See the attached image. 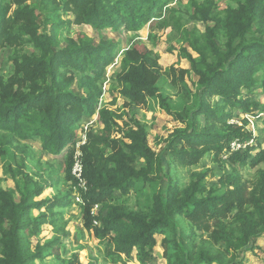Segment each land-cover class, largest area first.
<instances>
[{"label": "trees", "instance_id": "obj_1", "mask_svg": "<svg viewBox=\"0 0 264 264\" xmlns=\"http://www.w3.org/2000/svg\"><path fill=\"white\" fill-rule=\"evenodd\" d=\"M10 1L5 15L14 10L0 19V47L22 49L13 50L9 74L0 73L1 146L39 140L41 149L54 157L67 149L66 178L78 188L84 231L104 246L103 264L125 263L134 252L138 264L152 263L155 235L162 236L166 264H243L244 253L264 236V147L253 152L250 142L256 139L246 129V118L241 123L228 119L232 109L245 116L258 110L248 97L257 88L264 93V0H229L221 10L214 0H189L186 15L170 7L173 0ZM153 14L163 28L170 24L180 35L183 46L178 56L182 54L190 65L189 70L170 68L175 85L181 84L188 97L184 78L192 74L197 79L198 103L184 117L173 115L158 98L160 108L184 126L170 137L167 166L175 163L178 169H187V183L175 184L172 169H165L147 146L145 124L125 126L123 136L113 139L114 129L121 132L114 114L97 109L102 95L98 82L118 45L105 40L96 44L83 34L76 39L58 35L72 25L139 32ZM65 15L70 18L62 20ZM186 22L201 23L204 29H187ZM159 78L152 53L131 47L119 63L117 92L129 106L144 105L156 97ZM243 93L247 95L242 99ZM95 113L103 133H86L85 141L76 144L77 124ZM235 142L245 148L232 150ZM76 151L83 187L71 174ZM209 154L227 170L208 187L205 173L197 168ZM257 166L251 181H245L242 170ZM140 183H157L160 188L150 206L129 210L119 201L123 196L128 201ZM45 188L38 184L31 190L26 183L17 197L13 190L0 187V264H35L69 236L59 212L30 218L32 210L49 204L56 209L68 206L59 198L35 202ZM44 221L54 239L32 251L30 238L38 236Z\"/></svg>", "mask_w": 264, "mask_h": 264}, {"label": "rangeland", "instance_id": "obj_2", "mask_svg": "<svg viewBox=\"0 0 264 264\" xmlns=\"http://www.w3.org/2000/svg\"><path fill=\"white\" fill-rule=\"evenodd\" d=\"M189 0H173L170 7L176 11L181 10L186 15L184 10L188 8ZM34 3H39V0H33ZM229 0H214L218 10L224 9L228 5ZM11 3L10 0H0V19L4 17V7ZM30 3V1H29ZM39 11H42L41 6H38ZM14 7L7 12L5 16L11 15ZM49 13V12H48ZM43 14H47L44 12ZM49 15V14H47ZM156 14H153L149 23L144 26L139 32L126 31L119 29L116 32L111 30L98 29L95 30L85 25H72L65 30L64 27L58 32V35L64 39L70 37L76 39L80 34L87 38L94 40L96 44L101 40L113 41L116 43L117 49L113 54V61L104 69V77L98 82V87L102 90V95L97 106V109H103L112 112L115 116V121L120 131L114 129L112 132L113 139L123 136L124 127H134V122H140L146 125L147 131V146L156 154L161 160L162 166L165 169H172V176L174 183L188 182L187 169H178L175 163L168 164L171 161L170 153L167 147L170 144V137L176 131H181L184 126L174 116L167 115L159 106V95L161 100L173 112V115H184V112L194 109L198 103L199 90L197 87V79L192 75H186L184 81L190 89L191 94L187 97L182 89L181 84L175 85L170 74V68L189 70L190 65L187 60L182 59L183 55L179 52L182 45L180 35L169 24L163 26L160 24L161 20L157 19ZM176 15V14H175ZM70 15H65L62 20L68 19ZM185 27L192 29L197 27L202 31L203 25L201 23L186 22ZM44 26L40 29L44 32ZM47 33L49 32V28ZM131 47H137L139 50H146L152 53L154 61L160 68V78L156 83L158 93L155 98H148L143 105L129 106L128 100L122 97L118 91L116 82V75L119 73V63L123 53ZM22 49V46L15 45L14 47H0V73L8 75L11 70V58L13 50ZM24 52H30L29 47L23 48ZM187 52L192 54L190 49ZM194 56V54H192ZM76 93V91L74 90ZM247 95L242 94V99ZM251 103L259 105L258 110L249 113L245 116L239 110L232 109V115L228 119L229 123H241V120L246 118L249 123L246 129L251 131L253 138L256 141H251L250 145L254 146L253 152H256L257 147H264V93L259 89L248 97ZM228 111V110H227ZM80 128L76 132V144L85 140V134L89 132L102 134L103 126L101 125L98 114L91 118H83L78 124ZM241 125V124H239ZM104 134L106 132L104 131ZM3 133H0V187L2 189H11L17 197L23 193L26 183L31 190L35 185H42L44 189L41 196L34 199L35 202L44 200H54L59 198L61 202H68L67 207L60 209L53 208V205H48L44 208L32 210L30 218L34 219L39 214L53 215L58 213L67 223L65 230L69 233L68 237L63 236L62 239L55 244V250L45 252L35 261V264H65L68 261H78L80 264H103L104 246L99 245L98 241L92 234L84 231L82 227V220L79 215V196L77 187L73 182L66 178L65 165L67 162V149L63 153L54 157L53 155L45 153L41 149L39 140L22 143L14 142L9 147L1 146L3 142ZM14 146L18 147L14 149ZM180 145L176 149H180ZM78 153L76 151L75 155ZM223 159V158H222ZM74 160V159H73ZM224 161V160H222ZM75 162V160H74ZM77 163V160H76ZM220 162L213 161V154L206 155L198 165L197 171L205 173L206 183L209 186L216 185L219 180L226 175L227 166L220 165ZM257 166L253 170H242V177L245 181L250 182L256 174ZM263 167V164H262ZM72 174V173H71ZM161 183V182H160ZM80 187L83 183L80 182ZM164 184V183H163ZM162 184V185H163ZM161 185V186H162ZM160 184L157 183H140L135 191H133L124 201V196L121 197L119 203L129 210L138 211L143 207L151 205L152 196L158 191ZM18 190V191H17ZM119 195V194H118ZM62 205V204H61ZM97 209V208H96ZM94 209V211L96 210ZM51 227L46 221L40 226L38 236L30 238V248L34 251L37 244L43 245L47 241L53 240ZM156 246L154 248V260L149 264H166L163 259V250L160 247L162 236L155 235ZM135 252L132 257L122 264H138L134 261ZM243 264H264V236L255 242L254 248L246 251L243 255Z\"/></svg>", "mask_w": 264, "mask_h": 264}, {"label": "built area", "instance_id": "obj_3", "mask_svg": "<svg viewBox=\"0 0 264 264\" xmlns=\"http://www.w3.org/2000/svg\"><path fill=\"white\" fill-rule=\"evenodd\" d=\"M84 141H85V140H84ZM84 141H83V142H84ZM83 142H82V143H83ZM240 148H245V146H244V145H241V144H239V143H237V142L231 144V149H232V150H239ZM78 156H79V153H77V154L75 155V157H74L75 162H74V166H73V169H72V175H73L76 179H78L79 182H82V181L80 180V177H81V166H80L79 161H78ZM76 160H77V163H76ZM82 183H83V182H82ZM83 186H84V183H83ZM78 201H79V200H78Z\"/></svg>", "mask_w": 264, "mask_h": 264}, {"label": "crops", "instance_id": "obj_4", "mask_svg": "<svg viewBox=\"0 0 264 264\" xmlns=\"http://www.w3.org/2000/svg\"><path fill=\"white\" fill-rule=\"evenodd\" d=\"M51 232H52V228H51ZM53 235V234H52ZM54 236V235H53ZM134 261H136L135 257H134Z\"/></svg>", "mask_w": 264, "mask_h": 264}]
</instances>
